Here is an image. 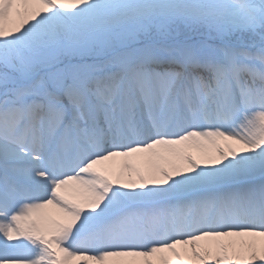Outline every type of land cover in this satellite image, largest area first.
<instances>
[{
    "label": "snow or ice",
    "instance_id": "snow-or-ice-1",
    "mask_svg": "<svg viewBox=\"0 0 264 264\" xmlns=\"http://www.w3.org/2000/svg\"><path fill=\"white\" fill-rule=\"evenodd\" d=\"M0 264H264V0H0Z\"/></svg>",
    "mask_w": 264,
    "mask_h": 264
},
{
    "label": "bare ground",
    "instance_id": "bare-ground-1",
    "mask_svg": "<svg viewBox=\"0 0 264 264\" xmlns=\"http://www.w3.org/2000/svg\"><path fill=\"white\" fill-rule=\"evenodd\" d=\"M67 194H68L70 197L74 196L73 191H72L71 189H69V191H68ZM47 210H48L47 212L51 213L53 216H57V218H58V212H57L56 209L50 207V208L47 209Z\"/></svg>",
    "mask_w": 264,
    "mask_h": 264
},
{
    "label": "rangeland",
    "instance_id": "rangeland-1",
    "mask_svg": "<svg viewBox=\"0 0 264 264\" xmlns=\"http://www.w3.org/2000/svg\"><path fill=\"white\" fill-rule=\"evenodd\" d=\"M74 194V193H73ZM46 211H48V210H46Z\"/></svg>",
    "mask_w": 264,
    "mask_h": 264
}]
</instances>
